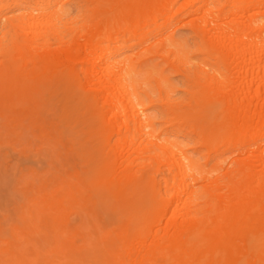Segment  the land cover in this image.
Wrapping results in <instances>:
<instances>
[{
    "label": "bare ground",
    "instance_id": "bare-ground-1",
    "mask_svg": "<svg viewBox=\"0 0 264 264\" xmlns=\"http://www.w3.org/2000/svg\"><path fill=\"white\" fill-rule=\"evenodd\" d=\"M80 2L70 19L62 0H0V165L34 142L62 168L11 171L0 264H264V0Z\"/></svg>",
    "mask_w": 264,
    "mask_h": 264
},
{
    "label": "rangeland",
    "instance_id": "rangeland-1",
    "mask_svg": "<svg viewBox=\"0 0 264 264\" xmlns=\"http://www.w3.org/2000/svg\"><path fill=\"white\" fill-rule=\"evenodd\" d=\"M62 3L64 4V8L63 9L65 10V14H67V18H70V19L71 18H76L79 15L83 14V12L85 11L84 5H83V3L80 2V0H62ZM1 28H4V27L1 25ZM174 28H176V29H174ZM174 28H173V30H174V32H176L175 33V38L179 41V43L182 45V47L185 50H187L189 52V54H190V52L193 51L194 46H193L192 36L190 35L189 30L187 28L181 27L179 25L176 26V27H174ZM129 54H131V52L126 51L125 55L127 56ZM167 81H168L167 86L171 90L172 98L175 99V100H177V101L186 102L187 96L184 93V90L185 89H184V85L181 82V80L179 78L175 77L174 75H169L168 78H167ZM149 85H150V87L152 89L153 97L154 98H157V91L154 89L153 84H149ZM141 100L143 101V103H145V100L144 99L141 98ZM63 102H64L63 101V91L61 89H59V88H55V90H53L51 92V107L53 108V109L51 108L52 111H53V112L51 111L52 114L49 115V117H51V122H52V120H56V118L58 117V115L60 113V110L63 111V108H62ZM69 106H71V105H69ZM146 115H147V117H148V119H149V121L151 123V128H150L151 132L156 133V132H158L160 130H164L165 129L166 126L164 125V122L167 119V115L162 110L161 107H159L157 105V106L151 108L150 110H148V112L146 113ZM53 122H55V121H53ZM80 128H82V126H80ZM80 128H77V131L80 130ZM168 139L171 140V141H174L176 143H179V144L188 145V147H189V150H188V153H187L188 156L191 159L196 160L197 163H198V165L201 166V169L203 171H205V170H207V169L210 168V166H211V164L213 162L209 166H203L202 165L203 160H202V156H201L202 153H194V150L191 147L192 146V143H190V141L187 138L184 139L180 134L175 135V136H173L172 134H170L168 136ZM30 141H31V139H30ZM32 141H34V140H32ZM30 145L31 146L34 145V147L32 149H35V151L32 150V149H30L31 148V146H30V147H28L29 151L26 152L25 154H23L21 151L18 150L19 149L18 146H20L18 144V145H14L13 146L15 148H13V147H12L13 149L11 147L10 148H7L8 150L6 149L2 153V155L5 156V159L4 160H6V159L7 160L4 163L1 162V165H3V166L0 165V168L3 167V169H1V170L3 172H5L4 167L6 168V166L10 167L11 170L8 169V167H7L6 169L7 170H10V171H7L6 170V173H4V174L2 173V171H0L1 174H3V175L0 174V176H1L0 177V180L2 178L1 181H2V184H3V185H1V183H0V199L2 201V203H0V204L3 205V203H5L4 206H7L6 208H8V209H10V205L13 206L12 201L14 202V199H15V202L14 203L17 204V202H19V200L17 198L18 196L17 197L16 196L15 197L14 196L13 197L11 196V194L12 195H15V193H16L15 191L18 188L17 187L16 189H14L16 187V184L15 183H17V182H14V180H17L19 178L18 176H21L20 174L19 175L16 174V171L13 170V169H15V166H19L17 164L24 163L21 166L28 167V170H29V167L32 168V169H35L39 173L38 174V178H40L39 175L41 176L43 174H46L47 172H51V169H52L51 167H54L55 168L54 169L55 171L56 170L57 171H60V170L62 171V168L60 167L61 160H60V162L58 164L59 159L56 158V156H57V150L55 151V150H52V148L49 149L46 146H43V145L41 146L40 143H39V145L42 147V149H43V147L45 149V150H41L40 149V151H42V153H39V152H37L38 151L37 148H40V147L37 146L36 143L33 142V144L31 143ZM10 149L14 150L15 152L10 151ZM48 150L50 151V154L53 156L52 158L54 159V161H52L53 159H50V157L48 156V154H49L48 153L49 152ZM52 152H54L55 155H53ZM26 154H28V155H26ZM45 154H46V156H45ZM24 155H25V157H24ZM26 156H27V158L29 156V158L28 159H24V158H26ZM36 156H38V157H36ZM47 156L49 157V159H48ZM54 156H55V158H54ZM9 162H11V163L8 164ZM68 163L73 165V162H70L69 161ZM12 165H14V167ZM26 167H24V168H26ZM32 169H30V170H32ZM54 170L52 171L53 174L55 172ZM11 171H12V173H13V171H15L13 173V175H18V176H15L14 177L13 175H11L12 174ZM47 175H49V173ZM43 176H46V175H43ZM3 177H5V178H3ZM16 177H18V178L16 179ZM12 179H13V182H12ZM12 183H14V185ZM11 185L12 186H15V187L13 188V187H11ZM12 189H14V190H12ZM8 196H10V197H8ZM7 200H8V202H10L12 204L7 205L6 204ZM16 200H17V202H16ZM14 208H15L14 206H13V208L11 207V212H10L12 219H14L13 218L14 217V215H13V211L14 210H12Z\"/></svg>",
    "mask_w": 264,
    "mask_h": 264
}]
</instances>
